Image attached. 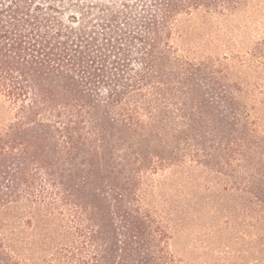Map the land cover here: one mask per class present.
Masks as SVG:
<instances>
[{
  "label": "trees",
  "instance_id": "obj_1",
  "mask_svg": "<svg viewBox=\"0 0 264 264\" xmlns=\"http://www.w3.org/2000/svg\"><path fill=\"white\" fill-rule=\"evenodd\" d=\"M216 192L264 264V0H0V264H188Z\"/></svg>",
  "mask_w": 264,
  "mask_h": 264
},
{
  "label": "rangeland",
  "instance_id": "obj_2",
  "mask_svg": "<svg viewBox=\"0 0 264 264\" xmlns=\"http://www.w3.org/2000/svg\"><path fill=\"white\" fill-rule=\"evenodd\" d=\"M197 201L195 220L180 228L175 240V250L188 264H263L260 249L249 240L241 219L236 224L229 196L216 192Z\"/></svg>",
  "mask_w": 264,
  "mask_h": 264
}]
</instances>
